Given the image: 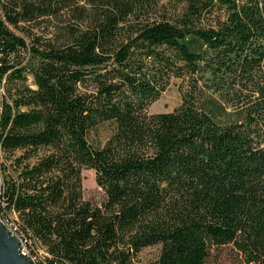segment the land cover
Instances as JSON below:
<instances>
[{"label":"trees","instance_id":"1","mask_svg":"<svg viewBox=\"0 0 264 264\" xmlns=\"http://www.w3.org/2000/svg\"><path fill=\"white\" fill-rule=\"evenodd\" d=\"M0 82V219L33 264H264V0H0Z\"/></svg>","mask_w":264,"mask_h":264},{"label":"rangeland","instance_id":"2","mask_svg":"<svg viewBox=\"0 0 264 264\" xmlns=\"http://www.w3.org/2000/svg\"><path fill=\"white\" fill-rule=\"evenodd\" d=\"M2 93V82H0V99ZM180 101L179 92L175 82H172L162 93L159 99L154 101L149 107L150 112L171 111ZM108 133L107 125H100L93 131L89 140L92 144H97L105 139ZM82 189L83 198L98 203L103 198L101 188L95 182V174L92 169H83ZM2 175L0 173V184ZM2 200V199H1ZM159 245L142 248L134 257L135 264H157ZM41 254V253H39ZM207 264H242L239 255L232 249L231 245L213 248L210 252Z\"/></svg>","mask_w":264,"mask_h":264},{"label":"water","instance_id":"3","mask_svg":"<svg viewBox=\"0 0 264 264\" xmlns=\"http://www.w3.org/2000/svg\"><path fill=\"white\" fill-rule=\"evenodd\" d=\"M0 264H33L21 255L18 240L10 235L0 219Z\"/></svg>","mask_w":264,"mask_h":264},{"label":"built area","instance_id":"4","mask_svg":"<svg viewBox=\"0 0 264 264\" xmlns=\"http://www.w3.org/2000/svg\"><path fill=\"white\" fill-rule=\"evenodd\" d=\"M3 223H5L8 226L9 231L8 230L7 231L10 233V235H12L13 237H15L18 240V242H19V250H20L21 255L26 257V258H28L30 261L33 262L34 261V257H31L29 255V249H28L27 244L20 237H18V236H16L14 234V226H13V224L7 223L6 221H4Z\"/></svg>","mask_w":264,"mask_h":264}]
</instances>
